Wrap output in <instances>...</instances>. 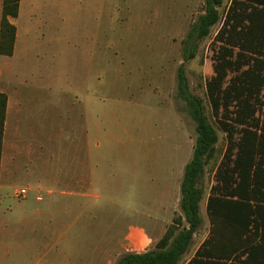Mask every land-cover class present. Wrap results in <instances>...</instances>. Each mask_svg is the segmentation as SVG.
I'll return each mask as SVG.
<instances>
[{
	"label": "rangeland",
	"instance_id": "rangeland-1",
	"mask_svg": "<svg viewBox=\"0 0 264 264\" xmlns=\"http://www.w3.org/2000/svg\"><path fill=\"white\" fill-rule=\"evenodd\" d=\"M231 2L224 0L223 19L209 37L193 44L206 0L23 1L16 56L0 54V88L5 79L18 80L9 87L24 97L22 141L30 149L18 157L19 172L2 191V232H9L3 240L11 247L29 240L33 228L22 223L35 220L46 241L61 238L60 245L45 247L44 264H118L136 249H155L153 238L136 244L128 236L141 226L169 225L180 212L181 181L197 138L178 97L182 65L217 131V149L227 148L205 84L214 74L215 40ZM2 6L0 0V19ZM190 43L194 58L188 60ZM262 101L264 121V90ZM86 134L90 149L80 143ZM85 172L87 185L79 182ZM215 183L210 171L200 182L199 235L209 230L206 199ZM21 189L28 190L25 199L14 194ZM200 238L180 264L189 263Z\"/></svg>",
	"mask_w": 264,
	"mask_h": 264
},
{
	"label": "trees",
	"instance_id": "trees-1",
	"mask_svg": "<svg viewBox=\"0 0 264 264\" xmlns=\"http://www.w3.org/2000/svg\"><path fill=\"white\" fill-rule=\"evenodd\" d=\"M21 0H3L0 54H14ZM224 0H206L205 13L194 25L191 43L206 39L223 19ZM213 76L205 88L213 117L227 134L225 151L204 100L190 90L183 65L178 97L196 123L193 156L184 168L180 212L155 249L128 253L118 264H180L202 225L200 182L207 171L216 183L207 199L208 238L188 264H264V121L258 116L264 90V0H232L216 36ZM189 45L188 60L194 58ZM8 96L0 92V171ZM209 169V170H208Z\"/></svg>",
	"mask_w": 264,
	"mask_h": 264
},
{
	"label": "crops",
	"instance_id": "crops-1",
	"mask_svg": "<svg viewBox=\"0 0 264 264\" xmlns=\"http://www.w3.org/2000/svg\"><path fill=\"white\" fill-rule=\"evenodd\" d=\"M23 1L24 0H21L20 2V12L18 18L16 19L10 18L11 23L14 24L17 28V39L15 44L14 55L10 58L15 57L17 53L19 30L15 22L16 20H19V18L21 17V9H22ZM4 57H8V56H4ZM0 74H3V72H0ZM17 81L18 80L5 79L3 81L4 88H0V92L5 93L8 96V105H7L4 140H3V151H2V159H1V171H0V207L3 204H5L6 201V198L3 195L2 191L7 188V184L10 181H12V179L15 178L17 176V173L19 172V161L17 160L18 157L23 155L27 149H30L26 145V142L23 143L22 141L24 136H23V128L21 126L24 124L23 122L25 116V109L22 106V103H25V101L22 99H24V97L21 99L20 94L19 95L16 94L9 87L16 85ZM22 83L26 86L28 85V81H24ZM90 105L91 103L89 101V106ZM80 143L88 147V149L92 147L91 140L87 138V134L84 143L82 141ZM90 168L91 166L89 164V169ZM85 170L86 169L84 168V171ZM80 176H81V178L79 179L80 183H84L85 185H87L91 182V175L87 174V172L81 174ZM72 181H76V178L75 179L73 178ZM77 195H81V194H77ZM41 201H43V199ZM21 209L27 212V208L25 206H22ZM35 214L37 216H40L41 212L35 211ZM36 222L37 221L35 220H31V221L25 220L22 223L23 226L25 225L26 227L27 225H29L30 227L33 228V233L31 234V238L26 241L17 240L12 243L13 246L11 247V244H8L6 240L2 239L3 234L9 233V232H2V230L5 227L4 224L7 223V220H3V218H0V264H27L29 261H34L33 264H44L45 247L47 246L53 248V246L60 245L61 238H58L56 239L57 241H55L54 240L55 238L51 237L50 241H46V237L45 235H43L44 232L42 231L38 233L39 227L38 226L35 227ZM52 225L57 226V222L53 221ZM169 225L162 226L161 228L156 227V229L149 228L148 226H141L135 230V233L132 236H128V238L132 241H136L135 242L136 244H139V242L149 243L150 238L151 239L153 238L154 244H157L158 241L165 234L166 229ZM41 230L44 229L41 228ZM147 230L149 232H147ZM148 233L151 235H149ZM209 233H210V225H209V230L204 233L205 234L204 236L203 234L199 235V232H196L193 240H195V238L198 236H202V238L198 239V244L192 253L193 256L195 255L198 248L208 238ZM70 243L71 242L69 241V244ZM135 252L141 253L142 251L140 249H136ZM145 252L146 251H144V253ZM33 257H35V259Z\"/></svg>",
	"mask_w": 264,
	"mask_h": 264
},
{
	"label": "built area",
	"instance_id": "built-area-1",
	"mask_svg": "<svg viewBox=\"0 0 264 264\" xmlns=\"http://www.w3.org/2000/svg\"><path fill=\"white\" fill-rule=\"evenodd\" d=\"M14 194L17 198H25L28 195V190L27 189L15 190ZM37 199L41 200V198H37Z\"/></svg>",
	"mask_w": 264,
	"mask_h": 264
}]
</instances>
